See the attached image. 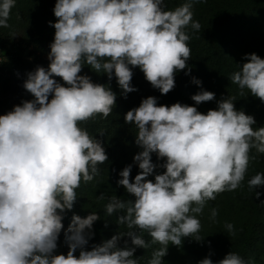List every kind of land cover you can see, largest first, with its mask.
Listing matches in <instances>:
<instances>
[{"label": "clouds", "instance_id": "9594fccd", "mask_svg": "<svg viewBox=\"0 0 264 264\" xmlns=\"http://www.w3.org/2000/svg\"><path fill=\"white\" fill-rule=\"evenodd\" d=\"M194 2L166 10L164 0H56L57 19L49 22L55 29L50 63L47 69L38 66L29 72L23 84L34 99L0 115V264H138L136 249L148 247L144 232L161 245L148 264H163L170 243L203 239L198 216L208 201L241 187L251 150L264 154V127L254 128V117L237 111L229 97L218 101L217 110L202 114L181 103L157 106L149 96L124 116L137 129L135 143L142 150L134 162L140 172L130 181L132 166H126L117 185L135 199L114 195L104 205L105 214H116L117 224L129 231L85 250L100 216L73 214L65 230L69 250L54 254L64 228L62 214L73 209L76 189L93 181L98 165L108 161L101 141L80 124L96 116L107 118L117 97L110 87L80 75L82 67L106 73L109 80L114 74L124 95L136 90L129 65L138 67L161 94L169 93L175 73L187 67L191 56L185 29L201 28L193 20ZM14 6L15 0H0V27H9ZM245 59L230 79L242 95L247 89L264 102V59L255 53ZM193 82L201 84L195 78ZM191 99L198 105L214 100L215 93L201 89ZM153 153L166 161L154 182L147 179L158 167ZM247 186L250 191L264 186V173L248 179ZM260 195L255 191L256 198ZM104 198L103 193L98 197ZM217 215L213 208L211 218ZM225 228L235 235L231 223ZM124 237L128 239L121 246ZM198 264L213 261L205 257ZM217 264L254 261L230 251Z\"/></svg>", "mask_w": 264, "mask_h": 264}, {"label": "trees", "instance_id": "16d2710c", "mask_svg": "<svg viewBox=\"0 0 264 264\" xmlns=\"http://www.w3.org/2000/svg\"><path fill=\"white\" fill-rule=\"evenodd\" d=\"M185 2L164 0V7L174 10ZM55 3L56 0H15L8 20L9 27H0V115L12 111L23 101L34 99L23 84L29 72L35 71L38 66L47 69L50 63L48 54L55 29L49 22L54 24L57 19L53 11ZM192 12L193 20L199 21L201 28L195 31L189 25L185 29L190 37L188 46L191 56L186 62L187 67L175 73V87L169 93L161 94L138 67L129 65L133 72L131 85L136 90L126 95L122 94L114 74L109 80L106 73H97L86 64L82 67L80 75H87L93 83L110 87L117 97L107 118L96 116L80 124L92 137L101 141L108 161L98 165L99 175L93 181L81 183L76 189L77 200L73 209L62 214L64 228L54 254L66 255L69 250L65 230L73 214L86 217L94 212L100 216V220L94 223V236L85 250H91L93 244H101L117 232L129 231L126 225L117 224L116 214H105L104 205L114 195L123 200L135 199L123 186H118L117 181L121 178L120 171L128 165L132 166L130 181H134L140 172L138 164L134 162V156L142 150L135 143L137 129L134 124H127L124 116L129 110L139 107L143 99L155 97L157 106H171L174 103L194 106L200 113L207 114L209 110L218 109V101L229 97L233 99L237 111L254 117V128L264 127V102L252 96L247 89L242 95L238 85L230 79L247 62V54L255 53L264 59V0H196ZM234 51L239 52L234 55ZM194 78L201 84L194 83ZM54 79L68 86L60 77ZM201 89L215 93V99L197 105L191 97ZM51 98L50 95L49 100ZM249 155L248 171L241 187L232 192H223L215 200L207 202L205 216L210 220L213 208L217 209L218 215L215 220L211 218L213 226L210 228L205 226V221L200 222L199 236L203 239L197 241L195 237H184L180 246L170 243L167 248L169 256L162 258L163 264H198L205 257L217 264L218 255L223 251L237 253L246 261H260L264 255V186L255 189L261 193L256 198L255 191L249 190L247 181L257 173H264V154L252 149ZM151 158L156 164L157 154H151ZM155 174L147 179L154 182ZM102 193L105 198L98 199ZM226 223L234 226V236L226 230ZM136 231L139 232L138 229ZM142 236L148 247L137 248L134 258L138 264H148L153 251L161 245L152 243L147 232ZM125 239L128 238L120 241L121 246ZM79 251L74 253L77 257Z\"/></svg>", "mask_w": 264, "mask_h": 264}, {"label": "rangeland", "instance_id": "374dc122", "mask_svg": "<svg viewBox=\"0 0 264 264\" xmlns=\"http://www.w3.org/2000/svg\"><path fill=\"white\" fill-rule=\"evenodd\" d=\"M238 52L239 51H234L233 53H234V55H237L238 54ZM240 56V55H239ZM239 91H241L240 89H239ZM244 91V90H243ZM244 94H245V92H244ZM257 113V111H255V114ZM163 162H166L165 161V159H159L158 158V161L156 162V165H158V167H156L155 168V170H154V172L156 173V174H162L164 171H165V169L164 168H162V171L160 170V166L159 165H162V163ZM206 209H208L207 207H206ZM198 219L200 220V222H202V221H205V226L206 227H208V228H210V227H212L213 226V220L211 219V217H210V220L205 216V211L203 210V213L202 214H200L199 216H198ZM208 222V223H207ZM94 226V225H93ZM93 232H94V229H93ZM209 241H207V243H208ZM207 251L209 250V249H206ZM203 251V250H202ZM203 252H206V251H203ZM229 252L228 251H223V252H221L219 255H218V261L219 260H221V259H223L227 254H228ZM167 256H169L168 254H167ZM213 256V255H212ZM254 264H264V255H262L261 257H260V261L259 262H256V263H254Z\"/></svg>", "mask_w": 264, "mask_h": 264}]
</instances>
